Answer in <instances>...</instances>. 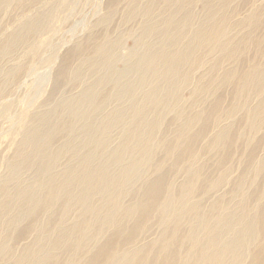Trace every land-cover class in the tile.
<instances>
[{"label": "bare ground", "instance_id": "6f19581e", "mask_svg": "<svg viewBox=\"0 0 264 264\" xmlns=\"http://www.w3.org/2000/svg\"><path fill=\"white\" fill-rule=\"evenodd\" d=\"M117 1L112 0L111 6ZM161 1L169 8L176 4V10L171 12L170 9L165 16V26L161 25V19H149L153 14L154 0L142 8L138 4L140 9L136 6L132 10L130 20L133 22L140 15L142 22L138 32L128 31L138 37V48L125 57V69H114L112 62L118 44L114 46L110 43L107 35L94 52L85 57L84 66L76 65L77 68L69 74L71 78L80 79L92 73L98 75L95 82L82 90L79 96L76 95V98L63 99L61 104L47 114L38 115V124L25 134L19 153L21 156L10 164L9 176L17 180L18 187L11 192L6 180L0 184V196L4 197L0 200V230L28 219L29 225L22 233L27 232L41 223L38 219L40 213L55 211L60 206L61 214L51 221L59 227L63 224L62 216L73 204L81 208L82 219L64 228L52 244L51 250H59L66 243L71 245L69 250L72 253L65 260L54 251L45 249L42 240L46 237L41 235L35 244L24 247L11 264H243L245 252L252 241H258V247L253 254L250 253L249 262L264 264V182L262 189L248 194L244 187L250 180L243 175L236 186L243 196L238 210L228 209L221 199L206 211L201 208L199 201L191 203V197L196 195L201 182L204 187L201 189L206 190L208 186H219L224 177L219 181H208L201 176L203 168L192 170L190 166L179 188H175L172 183V173L185 165V159L191 164L195 162L197 143L204 136V132L196 130V127H202L203 130L208 120H212L217 114L212 113L220 107L222 96H218L215 105L207 106L197 113L180 110L176 120H183L179 124L174 121L177 134L174 141L163 138L158 142L153 140V134L165 121L163 106L169 105L171 100L178 104L179 82L189 78L186 77L188 75L183 76L180 70L183 66L193 67L196 64L193 52L197 45H206L221 53L222 58L214 63L212 70L218 69L224 60L231 61L235 66L226 69L208 87L201 85L197 94H211L220 84H229L233 101L227 114L232 116L241 107L247 111L246 120L251 130L264 125V60L258 57L264 53V34L260 35L262 37L253 34L262 31L264 22L259 17L260 13L255 11L248 18L252 33L241 39L240 46L233 45L229 39H224L228 15L216 18L219 8L212 6L190 43L183 45L187 30L194 24L195 18L189 9L193 0ZM219 1L221 5L226 3V0ZM130 2L137 4L138 0ZM187 4L189 8L186 7L187 11L179 19L178 13L185 10ZM113 12L102 20L103 26L111 23ZM47 17L38 16L25 24L22 30L13 33L0 47L2 53L6 54L25 43L31 33L46 25L44 20ZM152 38L155 41H151ZM252 43L256 45L257 54L246 63L243 53ZM238 65L247 67L240 71ZM64 75V72L59 74V85ZM108 84L114 85L113 90L102 94ZM139 91L142 93L140 97L137 95ZM250 94L261 98L255 109L247 107ZM123 99L127 100V108L119 112L116 109ZM111 101H116L118 107L115 111L107 112L106 107ZM199 101L204 102L202 99ZM65 113L67 117H64ZM151 114L153 119H149ZM116 125L122 127L123 140L109 152L107 147L111 137L108 133ZM230 131L229 127L221 129L211 141L210 150L220 147L225 152L232 141L233 131ZM63 135L65 139L61 138L62 141L59 139L60 143L57 141L55 144ZM85 147L89 149L84 153ZM160 147L163 156L155 159V150ZM135 154L139 156L135 157ZM66 156L71 158L72 164L67 163L63 169L58 168L57 163ZM227 156L224 153L223 160ZM167 162L169 165L165 170H168L163 171ZM260 163L258 168H254L251 162L246 166L247 170L254 171V178L264 174V159ZM22 167L37 170L36 177L30 182L23 181L20 176ZM149 172L152 173L150 178ZM137 177L143 179L140 201L125 205L122 201L125 189L127 194L128 186L139 179ZM41 191H44V195H41ZM95 194L102 197V203L93 204L91 200ZM222 209H226L225 213L219 214ZM154 211L158 213L152 215ZM153 216L161 220L172 218L163 223L162 238L145 248L133 247ZM128 220L135 222L133 232L127 226ZM186 220L188 222L184 228ZM92 226H96V232L91 237L88 231ZM105 226L117 227L109 233ZM186 244L187 248L183 250ZM5 245L6 240L0 235V252ZM152 248H156V251L150 256ZM162 254L164 259H161Z\"/></svg>", "mask_w": 264, "mask_h": 264}, {"label": "rangeland", "instance_id": "374dc122", "mask_svg": "<svg viewBox=\"0 0 264 264\" xmlns=\"http://www.w3.org/2000/svg\"><path fill=\"white\" fill-rule=\"evenodd\" d=\"M150 1L151 0H138L140 3L137 2L136 4L130 2V0H118L113 6H111L112 0L1 1L0 47L3 43H6L7 38L13 33L22 30L25 24L35 20L38 16L46 15L48 19L44 20L46 25L36 32L31 33L25 43L14 47L13 50L6 54H3L0 50V184L6 180L8 183L7 186H9L8 188L11 192H14L18 187L17 180L15 181L9 176L11 173L10 164L17 161L21 156L19 153L24 136L28 130L30 131L38 124L36 117L38 115L43 116V113L44 115L47 114L63 99V101H65L69 98H76V95L79 96L82 90L93 84L96 78H98V75H93L92 73H87L80 79L75 77L71 78L69 74L74 68H77L76 65L84 66L85 57L91 55L94 49L104 41L107 35L109 36L108 41L110 43L112 42L114 46L118 44L115 50L116 57L112 62L114 69L121 71L127 67L125 57L131 51L138 48V37L136 34L128 33V31L138 32L142 22L140 15L139 18L137 17L133 22L130 20V15L133 9L137 7L140 9ZM176 1L180 2V0ZM191 3L192 5L190 8L188 6L189 4H187L185 10L178 13V17L181 19L184 11H187L189 8L195 18L194 24L187 30L182 40L183 45L190 43L196 29L201 26L212 6L219 8L216 18L221 17L223 14L228 15L229 22L226 26L224 39H229L233 45L240 46L241 39H245L247 35L252 33L253 28L248 24V18L255 11L260 13L259 17L264 22V0H226L225 5H221L219 0H193ZM175 5L174 3L173 8H169L161 0H154L152 4L153 14L149 19L154 21L161 19V25L165 26V16L170 9H172L171 12L176 10ZM187 6L188 8L186 9ZM111 11H114L111 18L112 20H110L111 23L107 26H103L104 23L102 20ZM253 34L256 35L255 37H262L260 35L264 34V26L259 34H256V32ZM151 41H155V39L152 38ZM241 51L239 52L240 54L242 53ZM193 53H195L194 59L196 64L193 67L183 66L180 70L183 76L188 75L186 77L189 78L186 80L182 79L181 82H179L178 104L171 100L169 105L163 106L165 121L164 124L161 125V128L153 134V140L158 142L163 138L168 139V141H174L177 138L176 130H174V121H177L179 124L183 120V118L176 120L180 110H185L188 113H197L207 106L212 107L215 105L218 96H222L223 98L221 97V99L223 100H221L220 107H218L219 111L216 110L212 113H217L212 117V120H208V124L204 126L203 130L202 127H196V130L204 132V136L201 138L202 140H199L200 143L199 141L197 143L198 146H196L195 149V162L191 164L185 159V165H181L177 172L172 173V175H174L172 183L175 188H179L186 179L188 174L187 171L190 166L192 170H197L201 167L203 168L201 176L204 179L208 181H219L221 177H224V179L219 186H208L206 190L201 189L203 183L200 180L199 184L200 182L201 184L199 185V190L196 195L191 197L190 202L195 203L199 201V203H201V208L206 211L214 202L222 199L228 209L238 210L243 196L240 191H237L236 186L243 175L250 180L244 187V190L248 194L262 189L264 174H259L254 178V171L251 169L247 170L246 166L251 162L254 168H258L261 164L260 162L264 159V125L258 126L259 128L257 127L256 130H251L246 120L247 111L241 107L235 110L236 112L232 116L227 114V110L233 101V97H231L232 88L229 84H220L217 86V90L215 89L216 91H213L211 94L208 92H201V95L197 94V90L201 85H206L208 87V84L217 76L220 77L226 69L235 66L231 61L224 60L222 63L223 66L221 65L218 69H213V71L212 68L214 63L218 59H221L222 55L219 51H215V49L211 50L207 48L206 45L202 47H198L197 45ZM243 54L244 61L246 60V63L249 62L257 54L256 45L252 43ZM258 57L264 60V53ZM246 67L247 66H244V68H242L238 65L240 71L245 70ZM17 68L19 69L18 72H14ZM61 72H64L65 75L62 78V84L59 85L58 80ZM162 87H165V85ZM113 88V84L106 85L102 94L112 91ZM137 95L140 97L142 95L141 91H139ZM199 99H202L204 102H200ZM260 99L259 96L250 94L247 97V107L249 109H255ZM201 103H204V105ZM126 105L127 100L125 99L120 102L119 107L116 101H111L107 105L106 111L110 112L118 107L116 110L124 112L127 108ZM67 116L68 115L65 113L64 117ZM153 118L154 116L152 117L151 114L149 119ZM54 121L56 120H53V122ZM227 127L231 130L230 132L233 131L231 133L232 141L231 144L227 146V150L223 152L220 147L210 150L209 146L213 142L212 140H214V137L221 129ZM208 128L209 130H207ZM108 134L111 137L107 147L110 152L123 140L122 127L116 125ZM78 137L80 136L78 135ZM61 138L64 140V135L60 136L55 141V144L58 142L60 143ZM88 149L89 147H85V149H83L84 153L87 152ZM105 152L107 151L105 150ZM224 153L228 154V156L223 160ZM134 156L138 157L139 154H135ZM162 156L163 150L160 147L155 150L154 158L158 159ZM244 156L248 157L245 158ZM66 157H63V159H60L61 161L57 163L58 168L63 169L62 167L67 165V163L69 165L72 164L73 161L71 158ZM168 162L164 166L163 171L168 170H165L169 165ZM97 163L98 162L95 164ZM116 167L117 166H114L113 168ZM20 173L23 181L30 182L36 177L37 170L35 171V169L22 167ZM146 176L147 175H143L142 177ZM148 177H152V173L149 172ZM142 183V178L135 179L134 182L128 186L127 194L125 189V196L122 199L125 205L138 203L140 201ZM41 195H44V191H41ZM1 197L3 196H0V200H3L4 197ZM101 198L99 194H95L91 201H93V204L97 205L102 203ZM262 201L264 203V199ZM59 208L55 211L40 213L38 219L43 224L38 221L39 225L27 232L22 233L29 225L28 219L18 221L15 223L16 225L10 228L1 229L0 235L6 240V245L0 252V264L13 263L22 253L24 247L36 242L41 235L46 237L45 240H42L45 249L49 252L54 251L59 258H64L65 260L72 253V250H69V248L71 249V245L66 243L65 246L59 250H51L52 244L59 237L64 228L71 227L81 221L82 210L78 205H71L70 209L62 216L63 224L57 227L56 223L54 224L51 221L58 214H61ZM225 211L226 209H222L219 211V214H224ZM156 213L158 212L154 211L152 215ZM170 220H172L171 217H165L161 220L153 216L147 222L146 231L138 236L133 247L145 248L151 243L160 240L162 238L161 231L163 223ZM187 222L188 220L183 224L184 228ZM134 225L135 222L133 220L127 221V226L131 232L134 231ZM116 227L117 226H105V229L107 228L108 232L112 233L115 231ZM107 230L105 232H107ZM88 232L91 234V237L94 236L96 226H92ZM90 245L91 243H89L88 246ZM184 247L183 250L187 248V244ZM257 247L258 241H252L249 244L245 252L247 258L245 257L243 264H251L249 258H251V254H253V251L256 250ZM68 251L69 254L67 255ZM155 251L156 248H152L150 256H153ZM164 258L165 256L162 254L161 259Z\"/></svg>", "mask_w": 264, "mask_h": 264}]
</instances>
